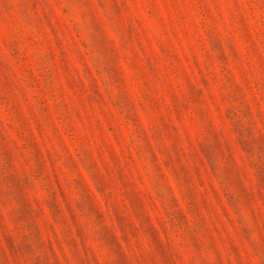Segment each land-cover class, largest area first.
Segmentation results:
<instances>
[{
    "label": "rangeland",
    "instance_id": "obj_1",
    "mask_svg": "<svg viewBox=\"0 0 264 264\" xmlns=\"http://www.w3.org/2000/svg\"><path fill=\"white\" fill-rule=\"evenodd\" d=\"M0 264H264V0H0Z\"/></svg>",
    "mask_w": 264,
    "mask_h": 264
}]
</instances>
